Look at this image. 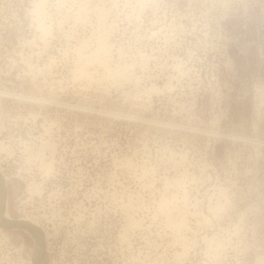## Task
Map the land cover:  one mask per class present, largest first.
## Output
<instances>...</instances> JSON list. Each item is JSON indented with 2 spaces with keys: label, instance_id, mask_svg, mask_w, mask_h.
<instances>
[{
  "label": "rangeland",
  "instance_id": "1",
  "mask_svg": "<svg viewBox=\"0 0 264 264\" xmlns=\"http://www.w3.org/2000/svg\"><path fill=\"white\" fill-rule=\"evenodd\" d=\"M2 142L0 264H264V0H0Z\"/></svg>",
  "mask_w": 264,
  "mask_h": 264
},
{
  "label": "bare ground",
  "instance_id": "2",
  "mask_svg": "<svg viewBox=\"0 0 264 264\" xmlns=\"http://www.w3.org/2000/svg\"><path fill=\"white\" fill-rule=\"evenodd\" d=\"M43 2H39V3H37L36 4V9H35V14H37L38 15V19L40 20V22H42L41 20H42V17H43ZM46 14V13H45ZM45 18V17H44ZM38 20V21H39ZM40 22H39V26H41V24H40ZM46 28V27H45ZM43 29V28H42ZM49 32V31H48ZM52 32V31H51ZM50 33V32H49ZM49 33H46V34H49ZM101 39V38H100ZM102 40V39H101ZM104 41V40H103ZM102 41V42H103ZM101 42V43H102ZM106 42V41H105ZM103 44V43H102ZM105 44V43H104ZM103 44V45H104ZM101 45V44H100ZM107 45V44H106ZM102 47V46H101ZM103 47H105V45L103 46ZM102 47V48H103ZM107 47V46H106ZM100 49V48H99ZM98 49V50H99ZM105 49V48H104ZM101 51V50H100ZM104 52H105V50H103ZM103 51H101V53H103ZM103 55V54H102ZM107 55V54H106ZM103 62H105V61H103ZM103 64V63H102ZM24 101H25V99H24ZM30 102V101H29ZM33 102V101H32ZM3 144L2 145H0V151H2V152H4V151H7V146H5L4 144V142H2ZM47 144H48V142H46ZM52 144V143H51ZM46 145H44V147H45ZM54 147V146H53ZM48 148V147H47ZM50 149H51V147H50ZM4 150V151H3ZM53 150V149H52ZM54 150H55V148H54ZM31 151V150H30ZM32 153V152H31ZM52 153V152H51ZM40 154V153H39ZM38 154V155H39ZM39 157V156H38ZM37 158V157H36ZM52 161V160H51ZM52 163V162H51ZM44 164V163H43ZM52 166V165H51ZM46 167V166H45ZM50 168H52V167H49V169ZM45 169V168H44ZM54 169V168H53ZM48 170H47V168H46V171L45 172H47ZM48 173V172H47ZM8 178H5V177H3V176H1L0 175V222L1 223H4V226H6V227H19V228H21V229H24L25 231H26V233H30V234H32L33 236H35L36 234H34L35 232L34 231H32L33 229H31V227H32V225H33V222H34V219L32 218V217H30V216H26L25 218H23V220L21 219L20 221H17V222H15V221H12L11 219H10V217L9 216H7V208H6V210L4 211V212H2L3 210H2V205H5L6 206V203H5V201H7V200H5V198H6V196H5V194H4V188H5V185H6V180H7ZM30 190V191H29ZM28 191L30 192V194H38V195H42L43 193H44V191H45V183L44 182H36V181H32V182H30V183H28ZM33 195V196H34ZM31 196V195H30ZM32 197V196H31ZM4 202V203H3ZM214 210V209H213ZM9 215V214H8ZM184 221V220H183ZM183 223V222H182ZM172 224V223H171ZM180 224V223H179ZM176 226V225H175ZM181 227V226H180ZM40 234H41V236H42V232L40 231L39 232ZM36 237L38 238V237H40L38 234L36 235ZM41 238V237H40ZM41 246V245H40ZM40 260H41V254H39V256H38V258H37V263L38 264H40Z\"/></svg>",
  "mask_w": 264,
  "mask_h": 264
},
{
  "label": "flooded vegetation",
  "instance_id": "3",
  "mask_svg": "<svg viewBox=\"0 0 264 264\" xmlns=\"http://www.w3.org/2000/svg\"><path fill=\"white\" fill-rule=\"evenodd\" d=\"M76 227H77V229H79L78 226H76ZM50 229H51V228H50ZM61 229H62V230H65L64 227H62ZM79 239H80V237H78V234H76V241H78ZM77 247H78V245H77ZM45 251H48V249H47V245H45L44 248H43V251H42V254H41V258L44 256ZM67 264H68V262H67Z\"/></svg>",
  "mask_w": 264,
  "mask_h": 264
},
{
  "label": "built area",
  "instance_id": "4",
  "mask_svg": "<svg viewBox=\"0 0 264 264\" xmlns=\"http://www.w3.org/2000/svg\"><path fill=\"white\" fill-rule=\"evenodd\" d=\"M50 195V194H49ZM36 198V197H35ZM33 205V204H32ZM29 212V211H28ZM18 213L19 214H24L25 213V211L24 210H22V209H20V210H18Z\"/></svg>",
  "mask_w": 264,
  "mask_h": 264
}]
</instances>
